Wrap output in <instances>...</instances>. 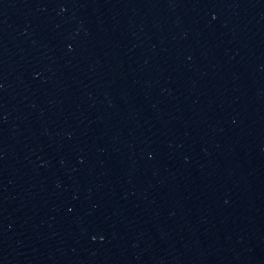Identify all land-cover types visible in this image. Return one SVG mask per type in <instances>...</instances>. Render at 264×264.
I'll return each mask as SVG.
<instances>
[{
	"label": "water",
	"instance_id": "95a60500",
	"mask_svg": "<svg viewBox=\"0 0 264 264\" xmlns=\"http://www.w3.org/2000/svg\"><path fill=\"white\" fill-rule=\"evenodd\" d=\"M0 264H264V0H0Z\"/></svg>",
	"mask_w": 264,
	"mask_h": 264
}]
</instances>
